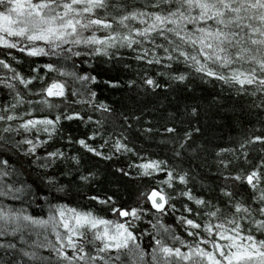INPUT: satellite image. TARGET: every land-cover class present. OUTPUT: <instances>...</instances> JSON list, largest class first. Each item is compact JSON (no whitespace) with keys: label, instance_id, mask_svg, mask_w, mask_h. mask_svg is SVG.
<instances>
[{"label":"snow or ice","instance_id":"6c2138e0","mask_svg":"<svg viewBox=\"0 0 264 264\" xmlns=\"http://www.w3.org/2000/svg\"><path fill=\"white\" fill-rule=\"evenodd\" d=\"M0 90V264H264V0H0Z\"/></svg>","mask_w":264,"mask_h":264},{"label":"trees","instance_id":"16d2710c","mask_svg":"<svg viewBox=\"0 0 264 264\" xmlns=\"http://www.w3.org/2000/svg\"><path fill=\"white\" fill-rule=\"evenodd\" d=\"M28 66V62L24 64L21 68L22 71H26ZM95 73H99L100 78L103 80L109 79L111 77H117L121 79H127V77L131 74L125 72L121 66H112L105 64H96L94 66ZM100 99H104L105 97L112 101H119L123 99L127 93L126 90L121 87L119 89H111L105 85H100L97 89ZM209 92H214L215 90L208 86ZM207 96V93L205 94ZM6 97L3 95V91L0 90V100L5 99ZM254 119L252 116L242 115L239 111H237L235 116H228L225 118L224 123L217 125L214 121L209 118L208 125L217 132V137L215 139V143L220 144H228L231 141L238 140L245 136L250 128L249 121ZM70 126L73 130L76 129L75 122H70ZM161 155H163L162 149L159 150Z\"/></svg>","mask_w":264,"mask_h":264}]
</instances>
